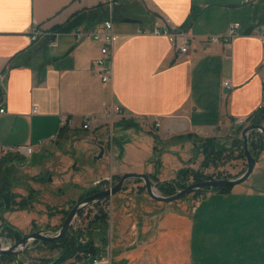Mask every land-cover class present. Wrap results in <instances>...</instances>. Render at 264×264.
Wrapping results in <instances>:
<instances>
[{
    "label": "crops",
    "instance_id": "obj_1",
    "mask_svg": "<svg viewBox=\"0 0 264 264\" xmlns=\"http://www.w3.org/2000/svg\"><path fill=\"white\" fill-rule=\"evenodd\" d=\"M243 1L116 0L112 15L118 39L112 76L104 84L92 71L99 45L74 33H86L107 18L106 0H0V73L7 74L0 146L34 148L30 158L0 156V190L6 184L17 201L30 192L39 196L41 188L31 185L26 193L13 189L10 174L25 170L28 182H39L42 172L35 168L34 157L46 158L44 166L58 162L64 142L87 140L93 159L100 162L77 179L88 190L97 181L125 173L162 181L161 170L178 173L192 159L188 150L196 148V140L219 142L237 136L240 127L233 120L244 118L242 128L250 124L263 99L264 47L254 30L264 27V0ZM155 16L169 18L193 36L187 55L179 54L165 37L137 34L149 29ZM232 23L240 28L228 45L205 40L226 35ZM34 25L59 33L54 47L45 38L30 43L26 32ZM225 81L229 88L223 86ZM109 104L120 105L126 114L114 130L120 133L113 134V144L106 126L95 132L81 129L83 116L97 115ZM63 117L71 126L60 127ZM52 135L57 139L50 140ZM66 159L58 171L44 169L57 178L52 184L69 183L65 166L69 171L74 159ZM199 193L194 217L183 212L185 204L154 216L156 221L163 217L157 225L164 247L173 238L166 232L176 225L193 233L196 253H209L210 264H264V154L242 184L224 193ZM38 200L35 197L28 210L2 213L1 221L16 227L12 220L25 219L27 224L35 219L30 213ZM143 207L147 205L138 209ZM124 209L119 206L115 218L119 259L141 254L142 262L149 264L155 259L148 250L155 233L151 238L143 229L137 245H123L129 222ZM141 217L148 222L147 214Z\"/></svg>",
    "mask_w": 264,
    "mask_h": 264
},
{
    "label": "rangeland",
    "instance_id": "obj_2",
    "mask_svg": "<svg viewBox=\"0 0 264 264\" xmlns=\"http://www.w3.org/2000/svg\"><path fill=\"white\" fill-rule=\"evenodd\" d=\"M261 117L260 124L264 126V114ZM116 131H114V136L117 137L120 132ZM254 138H256L255 145L250 146V142L248 144L249 150L252 156L256 158L257 163L260 155L264 154V143L259 146L257 137ZM73 141L74 139L71 142ZM196 142V148H193L192 151L188 150V153L193 157L181 169V174L166 167V169L161 170V175L159 176L160 179H163L162 181L151 178L153 183L172 182L176 180L179 182L176 183L177 186L172 193H162L156 189L154 191L156 194L160 196H171L191 184L198 183L195 182L194 174L196 173L198 179H202L200 182H204L208 180L233 179L245 172L247 165L242 148L241 131L235 137L230 136L217 143L215 142V151L220 150L219 154L208 153L207 156L205 153L207 148H205L204 141L196 140ZM161 143L164 145V141H161ZM60 146H62L60 151L61 155L59 152V156L56 158L58 162L54 163L52 161L53 163L51 162L45 165L46 168L44 166V162L47 161L46 158L42 156L34 157L32 162H34L35 168L42 172V180L39 182H28L27 178L29 175L27 177L25 176L27 173L25 170L10 174V178L14 183L13 189L26 193L31 185L34 188H41V191L39 196L35 195L39 200L37 206H34V209L30 213L35 219L27 224L25 219L12 220L16 227L0 219V237L3 241L12 244L17 242L4 233V225L2 223L11 226L12 229L19 232L21 238L36 231H42L48 236L55 235L63 225L69 211L76 203L95 192L108 188V181L105 180L101 181L98 185L93 184L88 190H83L77 181L81 176L88 175L100 164L99 161L93 159L90 143L87 140L82 139L76 141L75 144L64 142ZM71 153H74V155L71 156ZM68 156L74 159L68 163V166L71 167L69 171L65 166V172H68L65 177H67L69 183L60 184V181H57L58 183L52 184L57 178L54 174L50 175L49 171L46 173L43 172L44 169L58 171L63 164V160H67L66 158ZM260 163H258L255 170H259ZM117 181L113 178L111 179V184L114 185ZM199 194V192H195L171 203H160L147 196L142 182L130 179L124 183V188L121 192L97 204L84 208L75 217L72 226L66 233L69 237L72 235L84 244L94 242L95 246H100L104 254L107 253L108 249H111L114 259L113 264H147L146 262H142L143 258L140 256L141 254L131 255L130 258L121 257L119 259L120 254L117 248L118 246H116L117 233L115 227L117 225L116 214L118 207L121 206L122 208L123 206L125 207V218L129 219L127 224L128 228L124 232L123 245H127V248H130L131 245H137L139 241L138 235L143 229L150 234V237L151 234L155 233L153 241L148 248L149 253L154 255L155 259L149 264H210L209 253H196L193 233L190 234V231L187 229L183 230V228L174 225L172 230L166 232V234L173 235L174 239L172 238L167 241L166 247H164V242L161 240L162 237H160L163 231L157 225L158 221L163 217L157 221L154 217L155 215L161 214L167 208H174L175 210L180 204H185L187 207L183 212H186L191 218L194 217V202ZM143 205H147V207H143L145 210L140 211L138 208H141ZM130 207L132 208L130 209ZM142 213L147 214L148 222L143 223ZM75 242L77 243L78 241ZM63 251L64 248L61 246L48 247L43 245L42 242H30L28 249L22 252L17 259L22 264H41L43 261L57 259ZM3 264H15V262L6 261Z\"/></svg>",
    "mask_w": 264,
    "mask_h": 264
},
{
    "label": "built area",
    "instance_id": "obj_3",
    "mask_svg": "<svg viewBox=\"0 0 264 264\" xmlns=\"http://www.w3.org/2000/svg\"><path fill=\"white\" fill-rule=\"evenodd\" d=\"M251 0H244V4H249ZM116 5V0H106V6L108 8V15L105 20L99 26L93 27L88 32L83 33L77 30L74 35L77 39L81 37H90L99 45V57L93 61L92 71L97 75L100 81L107 84L112 76L113 70V54L118 35L113 30V15L112 10ZM240 28L239 23H232L228 27V31L224 36H209L205 40L215 44L228 45L233 38L237 36V31ZM137 34L162 36L165 37L172 47L179 52L181 55H187L189 52L190 42L193 36L190 35L186 30L178 28L173 22L162 16H155L152 20L151 26L147 30H137ZM254 34L260 38L261 43L264 47V27H256ZM59 35L57 31L44 30L37 25L32 26L27 32L26 36L30 43H35L41 38L47 40L49 47L55 46V39ZM264 63V59H263ZM7 79L6 72L0 73V115L6 113L4 107V101L1 98L5 96V83ZM223 86L229 88L227 81L223 82ZM263 87V99L258 105V111L264 110V75L262 79ZM32 112H36V107L32 109ZM126 117L125 111L120 105L109 104L104 106L101 112L97 115H85L81 120V129L85 131L95 132L98 128L106 126L108 128V141L113 144L114 128L121 123ZM237 127H241L245 123L244 118L237 117L234 120ZM72 121L69 118L63 117L60 121V127L65 128L71 126ZM155 127L158 126L156 123ZM57 139V135L50 136V140L54 141ZM42 142L39 143V145ZM34 153L32 146H0V156H8L10 154H19L25 158H30ZM108 188H111V179L107 178ZM101 181H97L94 185L100 184ZM107 188V189H108ZM0 246L2 248H8L12 243L3 241L1 238ZM96 251L88 249H82L77 251L71 258L63 262L62 264H113V258L111 249H108L107 253L104 254L101 251L100 246H95Z\"/></svg>",
    "mask_w": 264,
    "mask_h": 264
},
{
    "label": "water",
    "instance_id": "obj_4",
    "mask_svg": "<svg viewBox=\"0 0 264 264\" xmlns=\"http://www.w3.org/2000/svg\"><path fill=\"white\" fill-rule=\"evenodd\" d=\"M252 133H259L264 140V126H262L259 123H256V121H253L250 122V124H248L247 126L243 127L241 130L242 148L246 158L247 166L245 172L241 174L239 177L233 179L208 180L204 182H198L181 189L180 191L176 192L171 196H160L156 194L154 191L158 189L159 184L163 182L153 183L150 176L147 174L125 173L120 177L117 183H115L111 188L95 192L83 198L78 203H76L69 211L63 225L55 235L48 236L42 231L33 232L29 235L22 237L19 241L11 244L6 249L0 246V258L5 254H11L15 257V263H18L17 258L22 252L28 249V244L30 242H42V241L51 242L60 239L63 235L66 234V232L72 226L75 217L84 208L90 207L98 202H101L102 200L108 199L116 195L117 193L121 192L124 188V183L130 179H134L142 182L145 187L147 196L152 200L160 203H171L183 199L187 197L189 194L195 192L211 191L214 188H218V187H234L240 185L244 181H246L247 178L252 174L254 170V166L256 164V158L252 156L248 144L249 137ZM102 151H103L102 148H100L99 157L102 155ZM0 242H1V237H0Z\"/></svg>",
    "mask_w": 264,
    "mask_h": 264
},
{
    "label": "trees",
    "instance_id": "obj_5",
    "mask_svg": "<svg viewBox=\"0 0 264 264\" xmlns=\"http://www.w3.org/2000/svg\"><path fill=\"white\" fill-rule=\"evenodd\" d=\"M263 114H264V110L259 111L258 114L252 116L251 122L256 121V123L260 124L261 118H262L261 116ZM241 130H242V127L239 128V131H241ZM254 137H257V139L259 141V146L264 143L263 137L259 133H257V134L252 133L249 137L250 146L255 145L254 143L256 142V138H254ZM203 141H204L205 148H207V150H205L206 155L208 153H210V154L211 153H218L219 154L220 150L215 151V145H216L215 140L205 139ZM180 171L178 173L181 174ZM194 175H195V182H200L202 180V179H198L197 173ZM119 179H120L119 177L116 178V180H119ZM176 183H179L178 180L172 181V182L160 183L158 186V190L161 191L162 193L170 194L175 190V188L177 186ZM231 188L232 187H218V188H214L213 190L224 193V192H228ZM17 197L18 196L14 195V194L8 193V188H7L6 184L2 185L1 190H0V215L6 211L28 210L31 208V204L35 202L34 192H30L26 198H21L19 201L16 200ZM3 225H4V233H6L7 236L15 239L16 241L20 240L21 235L19 234V232L15 231L14 229H12L11 226H9L5 223H3ZM66 234L63 235L60 239L55 240V241H51V242L42 241V244L45 246H48V247L61 246L64 248V251L61 255L58 256L57 259L43 261L41 264H62L63 262H65L66 260L71 258L77 251L82 250V249H88L91 251H96L94 242H92V243L89 242V243L84 244V243H81L78 239H76V237H74L72 235L69 237V235L68 234L66 235ZM79 237H80V234H79ZM74 240L78 241V242L76 243ZM6 261L7 262H15V257L11 254H5L0 258V264H3V262H6ZM15 264H22V263L18 262Z\"/></svg>",
    "mask_w": 264,
    "mask_h": 264
}]
</instances>
